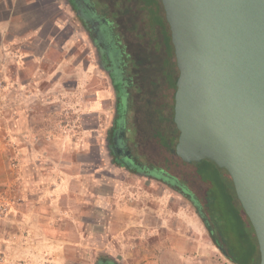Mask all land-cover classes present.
Segmentation results:
<instances>
[{"label": "rangeland", "instance_id": "rangeland-1", "mask_svg": "<svg viewBox=\"0 0 264 264\" xmlns=\"http://www.w3.org/2000/svg\"><path fill=\"white\" fill-rule=\"evenodd\" d=\"M39 5L44 11L36 9ZM100 5L91 4L98 11ZM141 9L133 2L126 5L116 19L118 24L114 34L125 44L124 52L139 61L138 68L126 69L136 87L133 108L124 129L126 139L131 141L126 146L143 167L150 169L158 164L147 150H143L147 135L140 127L141 111L144 102L161 93V89L154 68L157 64H154L153 57H148L152 51L147 48L145 52L149 55L145 57V52L136 46L139 44L144 48L147 45V37L151 34L147 18L153 22L154 15L152 11ZM39 10L47 20L33 17ZM8 16L10 22L6 25ZM79 28L77 17L61 0H0V204L12 196L18 203L22 188L31 181L44 182L45 187L54 188L60 182L61 173H68L75 177L67 182L65 189L67 193L72 191V196L77 195V209L81 215H85L86 205L90 204L106 206L105 211L112 205L114 208L118 206L122 224L119 231L133 245L139 195L148 196L153 191L161 193L167 189L173 197L182 199L180 204L187 206L190 213L185 228L197 234L198 240L190 235L188 240L202 245L212 244L202 221L187 200L159 181L126 171L112 161L106 145L114 126L115 92L110 78L100 68L96 47ZM120 56L121 51L114 60L116 66H120L119 61L123 60ZM158 59L157 56V62ZM116 66L112 64L115 73ZM133 142L138 143L137 148L133 147ZM28 159L38 160L28 162ZM214 168L219 172L223 189L218 190L216 183L207 188L215 193L211 199V214L217 222L216 230L222 236L227 232L236 242V238H242L241 218L246 232L250 227L246 225L228 175L224 170ZM40 173L43 179H38ZM30 175L36 179L29 181ZM192 191L202 199L197 188ZM147 196H142L145 201H148ZM61 205L69 210L76 203L63 200ZM191 217L197 219L203 237L195 230ZM82 223L86 224L85 219ZM86 227L79 231L82 235L89 233V227ZM102 229L100 226L89 229L95 234V240L88 241L89 247L85 243L66 245L67 254L55 257L57 264H93L96 256L102 254L99 250L102 245H109L105 241L101 243L104 239ZM215 249L224 262H230L218 248ZM105 250L103 254L112 255L107 248ZM47 259L45 263L50 264ZM116 260L125 264V261ZM126 260L129 264L134 262L133 258Z\"/></svg>", "mask_w": 264, "mask_h": 264}, {"label": "water", "instance_id": "water-1", "mask_svg": "<svg viewBox=\"0 0 264 264\" xmlns=\"http://www.w3.org/2000/svg\"><path fill=\"white\" fill-rule=\"evenodd\" d=\"M159 1L178 70L175 154L227 173L264 264V0Z\"/></svg>", "mask_w": 264, "mask_h": 264}, {"label": "crops", "instance_id": "crops-1", "mask_svg": "<svg viewBox=\"0 0 264 264\" xmlns=\"http://www.w3.org/2000/svg\"><path fill=\"white\" fill-rule=\"evenodd\" d=\"M42 8L39 5L36 9ZM41 10L36 11L33 17L39 20L43 17L45 21L47 19L43 13L41 16L44 10ZM25 15L28 17V13ZM6 22L9 25V16L6 17ZM33 160L38 159H28V162H34ZM42 175L38 174V179H43ZM61 175L60 182L54 188L45 187L44 182L31 181L36 178L30 175L31 183L22 188L19 202L14 200V196L7 198L8 211L0 218V264H47V258L50 264H57L55 257L67 254L66 245L78 246L85 243L89 247L88 241L95 240V234L89 229L97 226L103 228L104 239L101 243L109 244L108 247L102 245V249H99L102 250L101 253L107 248L112 253L108 255L125 261V264H129L126 258H133V264H231L226 260L225 263L217 255L218 251L212 244L202 245L188 240L190 236L195 241L198 240L197 234L188 232L185 228L190 213L187 206L180 204L182 199L173 197L169 190L163 189L161 193L153 191L148 194L149 197L143 193L139 195L140 202L135 207L137 215L134 219L133 246L125 240L122 231H119L122 224L118 206L114 208L112 205L105 211L106 206L90 204L86 205L85 215H81L77 209V195L72 196V191L68 190L67 193L65 189L67 182L75 176L68 173ZM142 196H147L148 201ZM63 200L75 202L76 205L66 210L61 205ZM84 219L85 225L82 223ZM191 220L194 221L197 233L203 237L197 219L191 217ZM85 227H89V233L82 235L79 231ZM174 227L178 232H175Z\"/></svg>", "mask_w": 264, "mask_h": 264}, {"label": "trees", "instance_id": "trees-1", "mask_svg": "<svg viewBox=\"0 0 264 264\" xmlns=\"http://www.w3.org/2000/svg\"><path fill=\"white\" fill-rule=\"evenodd\" d=\"M146 3L147 5L151 4L149 1ZM151 5L152 9L149 11H152L154 14L153 22L151 18H149L148 30L151 34L149 38L147 37V45L141 48V51L145 52L148 48L153 53L149 55L145 52L144 55H146L145 57H147V55H149L148 57H153L154 64H157L154 68L156 74H158V80L161 82H159L161 93H157V95L144 102L141 111L143 115L140 127L147 135V142L143 141L145 146L143 150H147L151 157L156 159L158 165L151 166V168L148 169L138 162L137 157H133L134 161L131 162L116 161L115 163L119 164L122 168H126V170L131 173H140L148 176L150 179L159 181L187 200L202 221L212 244L221 250L223 255L232 264H259V251L254 231L243 213L238 200V205L246 219V225L250 227V231L246 232L242 218L240 221V230L242 233L241 240L236 238L237 241L235 242L227 232H224L225 235L222 236V233L216 230L217 222L214 221L211 214L213 210L211 199L215 193L211 190L209 191L207 188H209V185H212V183H216V185L219 186L218 190H220V188L223 189L222 179L218 177L219 172L214 168L218 167L207 160L200 163H185L175 154L178 130L173 122V95L176 89L175 81L178 76V70L175 62L174 49L171 43L170 31L165 20L162 5L159 0H153ZM122 52L123 51H121V53ZM122 55L123 60L120 62V69H116L120 72L119 77H114L116 73L114 75L112 74L113 72L110 75L111 84L115 92V118L113 121V130H111L112 134L118 127L126 129L129 119L128 114L131 112V108H133V93L136 92L132 77L129 76L126 69L138 68L139 61L136 62L137 57L133 60V57L131 58L130 55L124 54V52ZM157 56L160 58L158 62ZM145 60H147V58ZM112 134H110V136ZM133 147L137 148L138 143L133 142ZM171 173L178 174L179 177ZM229 180L231 182L230 178ZM221 185L222 187H220ZM194 188L199 190L202 199L192 191ZM93 264L121 263L116 260V258L102 253L96 256Z\"/></svg>", "mask_w": 264, "mask_h": 264}, {"label": "flooded vegetation", "instance_id": "flooded-vegetation-1", "mask_svg": "<svg viewBox=\"0 0 264 264\" xmlns=\"http://www.w3.org/2000/svg\"><path fill=\"white\" fill-rule=\"evenodd\" d=\"M63 5L77 17V25L80 27V31L83 32L89 43L96 47L99 57L100 68L105 71L111 80V73L115 75L112 69V64L116 66L114 62L115 58L119 56V52L125 49V44L118 35L114 34V28L118 23L116 19L121 12H124L125 6H129L131 2L136 5L141 11L144 8L146 12L152 9L153 0H112L111 2H102L99 0H61ZM147 1L151 4L147 5ZM92 3L101 4L98 11L95 7L91 6ZM123 7V9H122ZM123 10V11H122ZM149 20V18H147ZM107 42V45L105 43ZM137 49H141V45H136ZM122 52V53H123ZM121 53L122 59L123 55ZM125 54V52H124ZM120 56V58H121ZM121 60V59H120ZM122 61V60H121ZM119 61V63L121 62ZM120 66H116L119 70ZM116 70V78L119 77L120 72ZM110 142L107 143L106 150L111 156L112 161H134L132 153L127 148L129 141L126 139L124 128L118 127L116 131L111 135ZM131 164V163H130ZM121 167L119 164H117ZM122 168V167H121ZM126 170V168H124ZM128 171V170H126ZM140 175V173H138ZM143 175V174H141ZM144 177H148L143 175Z\"/></svg>", "mask_w": 264, "mask_h": 264}, {"label": "built area", "instance_id": "built-area-1", "mask_svg": "<svg viewBox=\"0 0 264 264\" xmlns=\"http://www.w3.org/2000/svg\"><path fill=\"white\" fill-rule=\"evenodd\" d=\"M8 205H9L8 199H6L5 201H3V203L0 204V217L3 216L8 211Z\"/></svg>", "mask_w": 264, "mask_h": 264}]
</instances>
